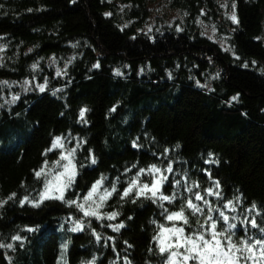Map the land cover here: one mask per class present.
Segmentation results:
<instances>
[{
  "label": "trees",
  "instance_id": "16d2710c",
  "mask_svg": "<svg viewBox=\"0 0 264 264\" xmlns=\"http://www.w3.org/2000/svg\"><path fill=\"white\" fill-rule=\"evenodd\" d=\"M223 4L228 16L221 15ZM200 21L216 25L225 46L202 35ZM0 42V81L45 74L51 82L0 110V201H7L0 206V244L13 246L0 247V264H84L93 257L95 264H126L125 257L164 264L167 255L152 238L158 225L170 223L164 209L178 211L193 197L184 186L194 181L200 188L193 193L219 181L216 203L234 202L236 210L226 214L237 225L235 240L261 238L250 220L264 227V0H0ZM53 58L65 65L63 78L47 64ZM66 134L81 143L67 200L86 194L101 175L104 187L116 183L119 193L139 168L169 163L183 178L176 200L161 207L114 194L102 212L119 215L90 218L82 232L63 228L65 218L78 215L75 206L21 205L41 188L35 172L46 149ZM206 213L186 210L190 225L178 227L194 231ZM17 235L22 239L13 240Z\"/></svg>",
  "mask_w": 264,
  "mask_h": 264
},
{
  "label": "snow or ice",
  "instance_id": "6c2138e0",
  "mask_svg": "<svg viewBox=\"0 0 264 264\" xmlns=\"http://www.w3.org/2000/svg\"><path fill=\"white\" fill-rule=\"evenodd\" d=\"M235 9V4L232 5ZM105 15H111V13H105ZM230 19L233 23H237V17L233 11ZM179 30V29H178ZM2 50V49H0ZM31 51V50H29ZM55 62V58H53ZM99 64L94 67H99ZM33 69L37 68L38 65L33 64ZM60 71H57V75H60ZM116 75H122L119 69L115 70ZM8 81H0V84L8 85ZM25 85L29 81L24 82ZM47 80L44 84H38L37 87L41 92L46 90ZM27 90V89H26ZM61 91L60 89L56 90ZM55 95V92L53 93ZM19 99L18 96L12 97V103ZM233 100L238 97H233ZM88 111L87 108L80 110L81 122H86L85 114ZM115 111V108L112 109ZM86 143V142H85ZM79 145L71 149H65V138L58 136L54 139L51 147L46 149L44 155L48 152H53L56 149H60V156L56 161L52 162V167H49V162L44 161L39 171L35 172V176L38 180L43 179L44 186L43 190L39 193V198L36 200H29L28 196H25L20 200L21 205L26 201L31 203L34 207H39L45 200H60L69 206H75L80 212L83 213V217L80 219H74V226L70 229L72 232L84 231L86 225L83 218H95L101 220L105 218V215L101 213V209L105 206L107 201L114 195L119 194L121 200L129 197H135L133 203L137 200L149 199L153 203H159L163 207L162 202H168L172 204L176 200L175 189L181 185L180 179H173L171 186L173 188V194L165 195L162 191L164 185L169 182L170 177L165 175V172L171 173L173 171L172 164L169 163L166 169L158 167L156 164H149L146 168H139L135 176H133L127 183V186L123 188L122 192H117L116 183H112L111 188L104 187L106 177L101 175L100 178L95 180L91 187L88 189L86 194H76L77 199L67 200L65 197L66 191L71 188L75 182V178L78 175L77 161L75 155ZM133 147H139L136 142H133ZM167 151V150H166ZM91 163L96 164V158L91 155ZM136 168L137 165H133ZM130 169L126 168L125 172H129ZM142 176H148L151 182H144L141 180ZM210 176V174H209ZM187 179V176L184 177ZM219 181L215 182L214 188L210 187L204 189V193L208 196H215L218 200L222 199L221 193L216 190L219 189ZM200 188L197 182H193L191 186L185 184L184 191L192 193L193 197L186 199L182 202L181 207L178 211L169 212L168 209H164L165 219L173 223L172 227H165L163 224L158 225L160 231L156 236H153V240L158 242L159 252L161 255H167V259L164 264H264V227H261L255 218L250 220L252 228H258L261 233V238L255 237H241L239 241L234 239V229L237 225L229 223L230 217L226 214V211H235L236 206L233 201H226L222 207H213L212 203L205 198L200 191L193 193V189ZM15 193L8 197V200H12L15 197ZM82 195V199L80 198ZM194 201L201 202V204L195 203ZM7 203V201H0V206ZM253 208L256 206L253 205ZM205 208H207L208 215H204V223H200L197 220L198 228L194 231L185 232L184 227H176V222H181L183 225H190L189 216L185 214L186 210L190 211L191 216L197 217L203 215ZM217 212L218 216L211 215L212 212ZM119 215L118 212H111L106 214V218L109 220L115 219ZM69 219H72L69 217ZM131 219V217H130ZM226 224V228L220 226V222ZM153 223H156L153 221ZM91 221L89 220L88 225L90 227ZM113 227L114 231H119L123 228V224L109 225ZM28 231H34L35 229L29 228ZM93 235L99 242L101 236L96 233L95 229L92 230ZM247 231V230H245ZM13 240H21L22 238L17 235L12 237ZM108 239H111L109 237ZM0 247L12 248V244L3 245ZM68 245H61L62 250L66 251ZM96 258L93 257L91 261L84 262V264H95ZM126 264H131V261L125 257ZM58 264L60 261L58 260Z\"/></svg>",
  "mask_w": 264,
  "mask_h": 264
},
{
  "label": "rangeland",
  "instance_id": "374dc122",
  "mask_svg": "<svg viewBox=\"0 0 264 264\" xmlns=\"http://www.w3.org/2000/svg\"><path fill=\"white\" fill-rule=\"evenodd\" d=\"M221 6H222L221 15L222 16H224V15L225 16H228L229 8L227 6H225L224 4L221 5ZM171 19H172V17H171ZM205 22L206 21H200L198 23V26L200 28L203 25V28L200 29L201 34L202 35L209 36L210 38H212L211 40H213L215 42H218V43H221L222 46H225L224 35H220L219 34V32L216 29V25H212L213 23H211L210 25H204ZM169 24H170V27H172V26H174V28L178 27V23H176L174 21H171ZM0 49H2V50H0V59H2L3 56H4L3 55L4 47L2 46L1 42H0ZM47 64L49 66H52L54 68V76L55 77H57V76H59L61 78L64 77V73L63 72H64V69H66L65 65L64 66H59L57 60H55V62H53V60H52V61H50ZM58 70L61 73L60 75H57V71ZM45 80H47V86H46V90H47V89H49V87H51V82H49V80L47 79V75H45V74H38V75H36L34 77H29V78H26V79H21L20 81H14V80L11 81V80H9L8 81L9 82L8 85L0 84V88H1L0 110L3 109V108H10V107H12L13 105H15L16 103L19 102V100H20L21 97L28 95L34 89H37L38 92H41L39 90V88L37 87V85L38 84H44L45 83ZM25 81H29V83L27 85H25V83H24ZM56 90L57 89L51 90V92L52 93L55 92V94H56L57 93ZM14 95L15 96H18L19 99H17L15 101V103H12L11 101H12V97ZM62 136L65 138V149H71L73 147H77V145H79V147H80L81 143H80V141H79V139L77 137L73 136L72 134H66V135H62ZM78 150H79V148L77 149V151ZM60 152H61L60 149H56L53 152H48V154L46 155V159L45 160H47L49 162V167L50 168L52 167V162L53 161H56L59 158ZM164 174L167 175V176H169L170 177V180H169L168 183H166L164 185L162 191L164 192L165 195L166 194L167 195H171V194H173V188L171 186V181L173 179H180L181 181H183V178H182V176H180L181 173H175L174 171H172L171 173L165 172ZM141 180L144 181V182H148V183L151 182V179L148 176H142L141 177ZM41 184H42L41 185V188H40V190L38 192L32 194L31 196L28 195L29 196V200H36V199L39 198V193L43 190V186H44L43 179H41ZM214 186H215V183L210 184V187L214 188ZM216 190H218V189H216ZM186 193H188V192H186ZM175 194L177 196L176 190H175ZM202 194L205 195V198L207 200H209V201H215V202H211L212 205H213V207L219 206V203H216V199L217 198L215 196H208L206 193L205 194L202 193ZM81 199H82V197H81ZM51 200H54V199H51ZM45 201H47V200H45ZM194 202L195 203H198V204H201V207H204V205L201 202H199V201H194ZM162 203H165V202H162ZM25 204L32 206V204L31 203H28L27 201H26ZM76 210L78 212V215L75 216V217H71L72 219H69V217L68 218H65L64 217L65 218V220H64L65 224L62 223L64 229L70 230L74 226L73 220L74 219H80V218L83 217V213L80 212L77 208H76ZM100 211H101L102 214L105 215V218L104 219H107L106 218L107 212H102V209ZM225 211H227V210H225ZM206 215H208V212L206 213ZM211 215H213L215 217V216H218V213L214 211V212L211 213ZM83 219H84L85 225H87L88 222H89V220H90V218H83ZM107 220H109V219H107ZM180 224H181V222H176V225L175 226L178 227V226H180ZM172 226H173V223L170 222L169 225H168V227L170 228ZM159 231H160V229H159ZM157 244H158V242H157Z\"/></svg>",
  "mask_w": 264,
  "mask_h": 264
}]
</instances>
